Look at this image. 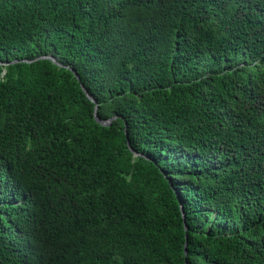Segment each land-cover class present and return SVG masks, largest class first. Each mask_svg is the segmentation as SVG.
I'll use <instances>...</instances> for the list:
<instances>
[{"label": "trees", "instance_id": "trees-1", "mask_svg": "<svg viewBox=\"0 0 264 264\" xmlns=\"http://www.w3.org/2000/svg\"><path fill=\"white\" fill-rule=\"evenodd\" d=\"M0 264H264V0H0Z\"/></svg>", "mask_w": 264, "mask_h": 264}, {"label": "water", "instance_id": "water-1", "mask_svg": "<svg viewBox=\"0 0 264 264\" xmlns=\"http://www.w3.org/2000/svg\"><path fill=\"white\" fill-rule=\"evenodd\" d=\"M40 58H48V59H51V60H52L53 62H55L56 64H58V65H62L61 63H59V62L56 60V58H55L54 56H51V55H39V56L35 57L34 59H21V60H17V59H15V60H12V61H10V62H5V64L14 63V62H17V61H26V62H30V61H32V60H37V59H40ZM66 67L69 68V69L72 71V73L76 76L77 80L80 81V77L78 76L76 70L73 69V68H71V67H69V66H66ZM80 86H81L82 90L84 91V93L86 94V96H87L92 102H94V118H95V120H96L98 123L102 124V125H109V124L111 123V121H112L116 116H113V117L108 118V119H102V118H100V117L98 116V114H97V102H96V100H95L92 96H90L88 90L85 88V86L83 85L82 82H80ZM125 133H126V126H125ZM127 144H128V146H129V149L132 150L134 154H137V152L134 151V150L130 147V143H129V140H128V139H127ZM181 212H182V216H184V213H183L182 207H181ZM184 224H185V222H184ZM185 229H186V226H185ZM185 246H186V244H185ZM185 252H186V248H185Z\"/></svg>", "mask_w": 264, "mask_h": 264}]
</instances>
